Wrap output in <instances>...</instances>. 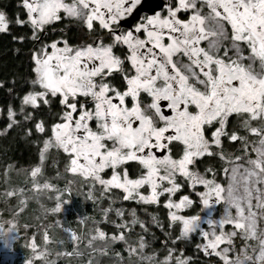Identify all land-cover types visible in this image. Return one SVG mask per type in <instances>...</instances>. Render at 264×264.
<instances>
[{
  "label": "snow or ice",
  "instance_id": "1",
  "mask_svg": "<svg viewBox=\"0 0 264 264\" xmlns=\"http://www.w3.org/2000/svg\"><path fill=\"white\" fill-rule=\"evenodd\" d=\"M141 4L19 0V11L0 9V34L10 36L18 48H29L32 73L22 91L15 79L0 80L9 97L0 110L5 117L0 131L19 129L25 138L45 134L40 161L56 148L65 154L67 172L104 191L120 190L102 210L110 231L96 226L88 240L89 245L100 242L93 252L110 251L120 258L115 264L123 260L120 251L110 248L116 243L151 264H189L191 258L173 256V248L162 260L154 258L155 252L143 255L148 242L136 226L147 232L145 222L134 208L126 213L122 206L111 207L115 200L157 204L162 196L167 227L178 229L173 243L196 234L201 238L196 249L204 257L219 258L205 264H264V229L257 228L258 219H264V0H165L128 24ZM63 18L78 21L91 42L73 45L64 38L46 43L48 26ZM53 99L60 106L55 114ZM53 115L56 119L49 123ZM206 155L223 162L226 186L204 174L214 169L197 170V158ZM129 161L137 162L135 174L125 167ZM40 174L39 165L31 168L32 188L55 189L47 181L38 183ZM185 186L198 201L188 194L173 199ZM62 203L57 190L56 203L47 211L60 213ZM221 203L223 214L214 217ZM23 204L20 200L17 211ZM194 207L207 213V228L199 212L183 214ZM12 215L7 228L0 225L5 248L15 239L16 213ZM152 221L160 226L155 216ZM64 231L75 251L79 237L71 229ZM237 236L243 240L239 249ZM31 237L27 247L33 256L23 264H33V258L49 264L45 251L37 250L36 233ZM42 239L47 245V231Z\"/></svg>",
  "mask_w": 264,
  "mask_h": 264
},
{
  "label": "rangeland",
  "instance_id": "2",
  "mask_svg": "<svg viewBox=\"0 0 264 264\" xmlns=\"http://www.w3.org/2000/svg\"><path fill=\"white\" fill-rule=\"evenodd\" d=\"M254 67H257V65L254 64ZM55 150L59 151L56 148H49L45 153V159L43 161H39L37 164L42 169V174L38 175L37 177L38 183L43 184L45 183V181H47L49 184L55 185V189L32 188V177L30 176V170L32 167H35L37 165L30 166L27 168H16L13 167V165L12 166L9 165V166H4L2 169L0 168V202L2 201V203L6 204L5 212L4 211L0 212V225H3L5 228H7L8 227L7 221L13 219V215H12L13 212L16 213L15 215L16 228L11 233V235L15 236V239L11 241L10 248H5L2 239H0V262L15 264V262L17 261L15 260L17 251L13 246L14 243H16V241L19 240V237L22 235L26 238V240L20 241L21 242L20 244L23 246H27V244L25 243H27L28 240L32 238L31 234L26 236L23 235V233H20L21 235L18 233L20 227H23L24 230L27 231L28 228L26 229L24 225L27 224L28 222L38 223L36 237H35L36 241L39 244L37 250L45 251L47 261L49 262V264H54L60 260L67 261L74 259V257H76V254L74 253L73 248L69 250L66 247V245L71 241L69 239L68 233L64 231V229H68L66 227L64 215L70 209L71 205L73 208L74 199L77 198L80 202V205L93 202V204L96 205V207H94V210L97 211L100 216L97 219V218H93L94 215L91 216V214L87 213V215L81 217V219L80 218L78 219L79 220L78 224H81L80 234H82V238L80 234H77L79 239L76 243H79V241L82 240L85 244L84 247L82 246L80 248V251L86 252L91 255L97 253L96 256H94V258L92 259L89 257L87 258L81 252H79L81 256V258L79 259L82 260L81 264H115V261L119 259L117 257L112 256L110 251L109 254L106 256L100 254L99 252L92 251L93 247H96L100 244L98 240L93 241L92 245H89L88 243V240L91 237V233L96 226L104 227L105 230L110 231V229H108L107 227H105V225H103V223H101V221H103L102 210L104 208L109 207V203H110L109 196L115 193L113 191L114 189H111L112 191L111 190L107 191V193L109 192L108 195H103L104 190L102 189V186H100L99 184H94L90 182L89 179L81 177L78 174H72L67 172L65 170V163H66L64 158L65 156L62 158V160H60ZM60 152L63 155H65L62 151ZM49 155H52L51 156L52 158H50ZM48 160L51 161L49 162ZM53 164H57L55 168L54 166H52ZM69 181L72 182L71 185H69ZM217 182H220L223 186L227 185L228 181L224 173L222 175V179ZM84 186H86L87 188L90 187L86 191V193L83 192ZM57 190L59 191L61 201H63L64 203H62V210L60 213H51L47 211V209L54 207L56 203ZM189 190L191 193H193V195H190V197L198 201V197L195 196V192L192 189ZM201 190L203 189L201 188ZM8 191L14 192V195L7 196L6 193ZM176 195H177L176 193L173 195V199L179 198V195L178 196ZM90 196L91 198H89ZM164 198L165 197L163 196L160 197V202L157 204L140 203L139 205L147 207L150 205L158 206L159 204H161L162 207L164 208L162 203ZM20 200H23L24 204L22 207H19V210L17 211ZM118 202L119 200L112 201L111 207L113 208V205ZM253 203H255V201H253ZM223 208H224L223 203L216 206V208L213 211V216L218 217L219 215L223 214ZM164 209L167 215L168 209L166 208ZM72 210L75 209L73 208ZM231 211L233 212V214L235 213V209H232ZM197 212H199L203 217L202 227L207 228V225L203 221L207 220L208 216L206 212L201 211L200 207H194L193 209H185L183 214H195ZM47 213L54 214L56 216L55 220L56 222L59 221V224L55 222L54 225H46L42 221L39 222L43 217L46 216ZM231 227L232 226L230 225L226 226V228H231ZM257 228L264 229V219H258ZM44 231H47L49 235V242L47 245L44 244L42 239V234ZM176 231L178 234V229L174 226L170 232L171 236L174 235ZM240 231L241 230H237L238 233ZM193 238H195V242H194L195 244L201 242V238L196 234H193L190 239H181L178 241L182 244V247H184V246H188L192 242ZM233 239L237 249H239L243 244V240L239 236L234 237ZM55 241H63V243L56 244ZM112 246L113 245H111L110 248ZM222 246L223 245H221V247ZM66 252H73V254L58 255V253H66ZM31 256H33L32 251L30 252V255L28 257H25L22 261H20L19 264H23L24 260L28 259ZM215 259L218 260L219 258L215 257ZM33 264H45V260L33 258Z\"/></svg>",
  "mask_w": 264,
  "mask_h": 264
},
{
  "label": "trees",
  "instance_id": "3",
  "mask_svg": "<svg viewBox=\"0 0 264 264\" xmlns=\"http://www.w3.org/2000/svg\"><path fill=\"white\" fill-rule=\"evenodd\" d=\"M16 0H0V9L5 10V8L12 6ZM19 31V28L17 29ZM28 48H18V45L13 42L10 36L6 34H0V80H8L11 81L13 79L17 82V89L22 91L27 88L29 85L27 81L32 76L31 73V62L28 56ZM9 97L5 90L0 89V110L3 109V106L8 102ZM52 109V106H51ZM55 114V113H53ZM49 123L56 119L55 115L50 116ZM5 126V117L0 113V129H3ZM50 134V133H48ZM45 134L34 133L32 138H25L20 133L19 129L16 130H8L7 132L0 131V168L2 169L4 166H12L16 168H27L30 166H35L40 161L39 159V149L42 146V138ZM36 137H40L41 139L37 140V142L33 143L32 140L36 139ZM232 148V147H231ZM229 148V150L231 149ZM56 151V150H55ZM57 156L60 160L65 156L60 151H56ZM237 152V150H236ZM52 155H49L50 158ZM208 157H204V160L199 163L198 166L204 167L205 165H212L211 162H207ZM213 165L217 167V177L215 178L217 181L222 179V166L223 162L218 158H213ZM212 165V166H213ZM197 168V164H196ZM8 204V202H7ZM123 207L125 212L130 208H134L136 210V215L145 222V226L148 228L147 232H144L136 226V232L145 236L146 241L148 242L146 248L144 249L143 255L148 256L150 253L155 252V259H163V256L167 254L168 248H173L175 251L173 252V256L181 255L190 257L189 264H205V261L212 259L217 260L215 257L209 258L204 257L201 252L196 249L195 238H193L192 242L188 246L182 247V244L177 240L173 243L175 236L178 235L177 231L174 235L171 236V229L167 227L168 220L165 209L161 204L158 206L150 205V206H142L135 202H118L113 205L112 209L116 207ZM96 205L91 203L81 204L77 198L74 199L73 208L72 205L70 209L65 213V223L68 229L73 230L76 234H80L81 232V224H78V219L85 215L91 214L94 215L93 218H99V213L94 210ZM6 204L0 202V212H5ZM146 210V211H143ZM113 215V212L109 213ZM8 216V215H7ZM155 216L156 220L159 221V225L153 223L152 217ZM56 216L54 214L47 213L45 217H43L39 222H44L46 225H54L56 220ZM101 220V219H100ZM103 223V221H101ZM30 227L27 231L24 230L23 227H20L18 233H23V235H30L33 232H37V222L36 223H27ZM104 225V223H103ZM108 228V227H107ZM110 229V228H108ZM49 230V229H48ZM21 235V234H20ZM82 238V234H80ZM26 238L24 236H20L19 240L14 243V248L16 249V259L15 264H19L25 257L30 255V249L27 246L21 245L20 241H24ZM197 240V239H196ZM198 242V241H197ZM27 244V243H25ZM84 247L85 244L82 240L79 243H76L75 251L76 257L72 260H60L54 264H81L82 260L80 254H77L80 251L81 247ZM66 247L71 250L73 248L72 242L68 243ZM111 248H115L116 251H120L121 257L123 258L122 264H151L150 260H142L137 253H133L129 255L126 251L123 250V245L120 243L114 244ZM87 258H94L97 253L94 255L88 254L86 252H81ZM111 253V252H110ZM106 256V255H104ZM64 258V257H63ZM62 258V259H63ZM120 259V258H118ZM0 264H8L1 263Z\"/></svg>",
  "mask_w": 264,
  "mask_h": 264
},
{
  "label": "flooded vegetation",
  "instance_id": "4",
  "mask_svg": "<svg viewBox=\"0 0 264 264\" xmlns=\"http://www.w3.org/2000/svg\"><path fill=\"white\" fill-rule=\"evenodd\" d=\"M163 2H165V0H142L141 6H138V11L134 12L132 14V16L127 19L126 22L128 24H132L137 19V17L139 15L147 13L149 11V9H155L158 4H161ZM167 2L171 3V0H167ZM18 4H19V0H16L15 3L12 4V6L5 8V10L9 14H11L14 11H19V9L17 8ZM20 14L23 15L22 11L20 12ZM180 15L183 17L185 14L183 12H181ZM61 16L63 17V13H61ZM48 28H49V31L45 34V42L46 43L51 41L52 39L60 40V39L66 38L71 44L76 45V44H80V43L91 42V40H92V37L90 35H88L86 30L81 28L79 22L75 21V20H72L70 18H63L61 21L53 22V24L48 26ZM53 29H54V31H53ZM206 43H207L206 41L202 42V46L206 45ZM58 46H60V45H58ZM28 54H29L28 56H30L29 48H28ZM117 54H119V50H117ZM115 83L117 85H119L120 87H123V84H122V82L120 80H116ZM59 107L60 106L58 105V102L55 99H53L51 112L52 113H56L58 111ZM225 143H226L227 150H228V148H231V145H229L227 142H225ZM231 150H232V148H231ZM236 150H237L236 153L238 154L240 152L239 151L240 149L236 148L235 151ZM204 157H208L207 158V162H211L212 165H213V161H214L213 158L215 156L209 157V156L206 155ZM204 157L197 158V160H196L197 170H199L201 172H204V170L206 168L214 169L215 173L212 172V171H209V172H206L204 174L206 176H208L209 178H213V176L215 175V178H216L217 175H218V173L216 172L217 171V167H215L214 165L213 166L212 165H205L204 167L198 166V162L201 163L204 160ZM56 165L57 164H53L52 166H54V168H55ZM125 167H127L129 169L130 174H135V170L138 167V165H137V162H135V161H129V162H127ZM222 173H224L223 170H222ZM89 188L84 186L83 187V192L86 193V191ZM199 188L201 190L202 187L199 186ZM113 191L115 192V194H119V192H120V190H118V189H114ZM103 193H104L103 195H108L109 194V192L107 193V191H103ZM176 194H177L176 196L182 195V194L193 195V193H191L190 190L186 186L183 187L181 190H179ZM119 202H121V201H119Z\"/></svg>",
  "mask_w": 264,
  "mask_h": 264
}]
</instances>
